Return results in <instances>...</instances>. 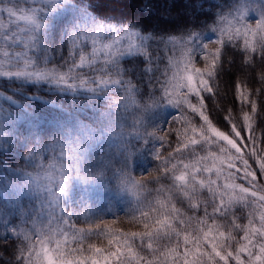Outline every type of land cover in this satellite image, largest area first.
I'll use <instances>...</instances> for the list:
<instances>
[{"label": "snow or ice", "instance_id": "1", "mask_svg": "<svg viewBox=\"0 0 264 264\" xmlns=\"http://www.w3.org/2000/svg\"><path fill=\"white\" fill-rule=\"evenodd\" d=\"M250 2L218 17L215 39L195 32L158 37L131 24L87 18L67 29L66 54L57 63L44 29L45 14L60 6L58 0H0V76L47 85L48 97H70L67 106L28 97L67 116L90 102L106 109H96L95 129L76 116L56 125L47 140L36 132L21 142L26 164L11 186L19 202H0V264H264V130L256 133L257 112L264 115V13ZM257 2L264 8V0ZM226 44L242 53L260 85L237 78L232 96L239 109L216 103ZM137 54L153 73L146 98L122 63ZM209 98H216L226 130L213 123ZM4 99L11 107L0 106V151L14 142V108L34 116L11 95ZM163 104L177 114L165 127L144 128L143 112ZM116 129L120 137L136 133L159 142L154 169L123 178L136 198L126 215L142 226L137 231L110 228L114 222L104 219L79 226L62 204L70 175H81L89 143ZM28 193L35 196L25 204ZM92 236L107 238V247L85 246Z\"/></svg>", "mask_w": 264, "mask_h": 264}, {"label": "trees", "instance_id": "2", "mask_svg": "<svg viewBox=\"0 0 264 264\" xmlns=\"http://www.w3.org/2000/svg\"><path fill=\"white\" fill-rule=\"evenodd\" d=\"M111 0H66V11L62 15L52 16L48 19V24L44 29L46 39L53 49V55L57 63L61 62L62 55L66 54V31L77 21L87 18H97L110 21L115 24H131L138 28L142 33H152L154 36L167 37L170 35L179 36L188 32L201 34L203 37L215 39L213 25L218 17L226 14L230 8L236 7L237 2L244 6L246 0H127L128 3L122 4V8H117L118 0L114 1L110 7L108 2ZM257 14L264 13V8L257 2L251 0L247 5ZM187 8V11L179 10ZM166 10L167 12H163ZM160 11L162 14H160ZM177 13L174 18L166 14ZM64 16L63 18H60ZM255 18V17H251ZM79 19V20H78ZM151 43V42H150ZM60 46L61 54H56V48ZM155 48V45H153ZM124 67L129 69V75L136 82L139 88V97L146 98L149 93L148 77L153 73L145 72V58L142 55H133L122 61ZM255 69H250L242 63V53L230 44L225 45L221 54L220 68L217 78L221 84V93L217 104L228 103L229 107L239 109L240 105L235 104L232 96V89L239 76H246L249 83L259 87L258 80L254 75ZM156 76L159 73H155ZM0 92L11 95L18 105L26 106V110L34 114L25 115L21 108H14L13 117L15 123L12 124L11 131L14 133L13 143L5 145L4 150L0 151V202L8 203L15 199L19 202V195L11 196V186L17 181L14 173L25 167L26 160L22 158L24 149L20 147L21 142L30 137L31 134L38 132L42 139L47 140L55 131L56 125L67 123L78 116L79 120L95 129L94 121L100 118V113L96 109L100 107V112L106 109L99 103L95 106L91 104L80 113L67 116L63 112L56 111L38 101L29 100L30 95H39L42 98H51L58 104L67 106L70 97L62 94L50 95L47 85H36L30 81H23L19 78L0 77ZM209 98V114L216 126L221 130H226L222 125L226 123L222 111L215 107L214 100ZM1 104L11 107L6 99H0ZM260 103L264 104V101ZM177 114V109L169 104L148 107L141 117L143 127L146 129L165 127ZM196 122L198 118H196ZM221 124V125H220ZM256 133L261 134L264 130V115L257 112ZM116 129L112 135H106L102 140L91 141L87 146V151L80 160V179L82 183L72 182L62 199V204L69 211L75 213L72 217L79 226H87L85 220H106L109 227L121 229L123 231H137L142 227L130 222L126 213L135 207L136 198L123 184L124 175L130 172L134 176L146 175L152 171L158 161L153 153L159 142L149 137L147 141L133 133L120 137L116 135ZM86 178V179H85ZM163 182V181H162ZM151 187V186H150ZM35 193L26 195L25 204L32 202ZM15 206V205H13ZM119 217V219H117ZM95 244L98 247H107V238L92 236L85 242ZM70 244V247H75ZM88 253H85L87 255Z\"/></svg>", "mask_w": 264, "mask_h": 264}, {"label": "rangeland", "instance_id": "3", "mask_svg": "<svg viewBox=\"0 0 264 264\" xmlns=\"http://www.w3.org/2000/svg\"><path fill=\"white\" fill-rule=\"evenodd\" d=\"M119 2H118V4H116V7L117 8H121V9H123L122 8V4L124 3V5L123 6H125L127 3H128V1L127 0H118ZM114 3V1H109L108 2V6L110 7L111 5H115V4H113ZM60 6L59 7H57L55 10H53V11H51V12H48V13H46L45 15H46V19H49V18H51L52 16H53V14H57V13H61L62 11H63V6L61 5V4H59ZM188 9L187 8H183V9H181V10H179L178 12L180 13L181 11H187ZM163 12H167L166 10H164ZM178 12H176V13H170V12H168L166 15L168 16V17H170V18H174V17H176L177 16V13ZM160 14H162V12L160 11ZM54 17V16H53ZM64 16H62V17H60V18H63ZM79 20V19H78ZM85 22V20H83V21H77L76 23H79V24H83ZM47 24H48V21H47ZM46 24V25H47ZM13 78H16V77H13ZM19 79H21V78H19ZM23 81H26V80H24V79H22ZM0 96H3V95H1L0 94ZM8 103H6V104H1V102H0V106H8L7 105ZM15 120H16V118L15 117H13L12 118V121H11V123L12 124H14L15 123ZM17 122H18V120H16ZM72 182H74L75 184H80V183H82V180L80 179V176L79 175H75V174H73V175H70V177H69V180H68V184H67V188H68V186L72 183ZM66 192H67V189H66ZM66 192L64 193V195H63V197H62V199L66 196Z\"/></svg>", "mask_w": 264, "mask_h": 264}]
</instances>
